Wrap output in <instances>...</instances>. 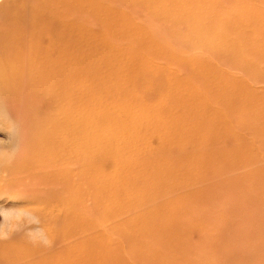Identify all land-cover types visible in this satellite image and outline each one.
<instances>
[{
  "label": "bare ground",
  "instance_id": "1",
  "mask_svg": "<svg viewBox=\"0 0 264 264\" xmlns=\"http://www.w3.org/2000/svg\"><path fill=\"white\" fill-rule=\"evenodd\" d=\"M253 1L0 0V109L31 151L0 164V192L25 214L0 264H177V251L206 264L230 243L226 227L249 232L240 218L264 232V179L236 172L257 141L264 154V96L247 83L255 71L225 78L217 58L248 51L264 65ZM134 3L160 25L134 21ZM215 225L218 238L200 230ZM224 252L222 264L247 258Z\"/></svg>",
  "mask_w": 264,
  "mask_h": 264
},
{
  "label": "rangeland",
  "instance_id": "2",
  "mask_svg": "<svg viewBox=\"0 0 264 264\" xmlns=\"http://www.w3.org/2000/svg\"><path fill=\"white\" fill-rule=\"evenodd\" d=\"M238 2V0H221V3L223 5V7H231L236 5ZM250 3H253V0H249ZM119 6V5H118ZM134 9L132 11L133 14V19L134 21L138 22V23H144L147 24L149 27H156V25H160V23H158L157 21H153L152 17L145 13V16L147 17L145 19V21L140 20L137 17H140L142 14V11L144 10V6L139 4V3H134L133 4ZM264 16V6L259 8ZM191 12V11H190ZM220 30V29H218ZM179 32V31H177ZM201 32L203 34L206 35L205 41H208V36H207V31H205L204 29H201ZM218 47L216 46V48H220L219 51H217V53H224L226 54V50L227 49V43L224 41L223 43L220 42L222 40H216ZM221 45V46H220ZM204 44L201 45L200 48L204 49ZM209 46H211V43L209 44ZM220 46V47H219ZM186 50V49H184ZM201 51V49H199V52ZM242 52V51H241ZM180 55L183 56L182 50L180 49ZM165 57H167V55H164ZM231 55H228V57H219L218 58V68L221 70L223 76L225 78L231 77V76H237V77H241V76H248L245 71H255L258 75V77H248L247 78V83L254 85L255 89H258L260 93H263L262 95L264 96V77H259V76H264V65L262 67H258V69H256L254 60L252 59V54L248 51H243L242 52V56H233L228 59ZM184 57V56H183ZM228 61V62H227ZM227 62V63H225ZM246 63V64H243ZM236 67V69L234 71H231V68ZM6 95L2 92H0V98L5 97ZM264 99V98H263ZM1 103V102H0ZM40 105H43L42 102L40 103ZM15 109H17L18 107L16 106H11ZM8 108V105H7ZM8 110H11V108H9ZM4 112L0 109V164L1 163H13L15 159L19 158V157H25V155H31V151L28 150L26 148V146L21 143H19V146H14L13 141L14 138L16 137L18 140L23 139V134L17 129L15 128L16 126H14L15 123V117H13L10 112ZM16 129L18 130V133L16 135ZM15 138V139H16ZM263 141H257L255 145H257V151L252 150L251 153H256V156L258 157L257 159L250 161L248 163H246L243 167L239 168L236 172L240 173L242 175V173L246 174V175H250L251 173H253V171H256L257 177L261 179H264V154L261 155V153L263 152V147L259 146L262 145ZM25 143V142H24ZM263 146V145H262ZM190 147L187 144L185 147V153L180 157L182 162H185L186 158H187V150H189ZM26 153V154H25ZM248 154V153H247ZM242 157V156H240ZM5 159V160H4ZM9 159V160H8ZM232 164H234V160L232 159ZM233 166V165H231ZM262 173V174H261ZM233 176V175H232ZM230 176V177H232ZM221 176L217 177V180H220ZM0 185H4L3 182L0 181ZM6 187H4L3 189H5ZM8 194L5 192H0V240L6 239L8 237V232L11 230H15L14 227H12L9 223L16 220V219H23L24 215L23 211H20L17 207H15V205H21L22 202L18 201L17 199H14V197L11 196H7ZM165 198H160V199H152V201H149L147 199H145V207H151L153 206L156 202L164 200ZM189 205V200L187 198L183 199V211L187 208V206ZM32 208H36L35 205H30ZM15 207V208H14ZM39 207L42 208L41 205H39ZM19 211V212H18ZM34 211H36V209H34ZM180 211V209H179ZM190 217H193L194 214L189 213ZM188 216L182 215L181 218L183 220H186ZM99 217H94V220L96 222H98L100 220L97 219ZM240 225L242 226H246L247 228L250 227V234L247 230H237V231H233V229L235 228L234 225H231L229 227H226L224 229V233H230L232 234V238L231 241L228 244L223 246L224 250H218L221 251V257L217 256L215 257L214 255L209 253V256L206 258V264H209V262L212 260L213 264H222L221 261L225 260L223 258V256H226V253L224 251H232V253H234L236 255L237 252L240 251H244L246 253V260L243 262L238 263L236 258L232 259L233 261L231 263H229V260L227 259V264H264V232H257L254 228H255V224L253 222V220L250 217H242L240 218ZM253 228V229H251ZM201 232L204 234H208L211 237H215L218 238L220 229L218 227V225L215 226H210V227H201ZM28 233H30L31 231H26ZM248 232V235L247 233ZM242 234V235H241ZM237 235V236H236ZM254 235V236H253ZM6 237V238H5ZM148 239L150 241H153L155 239V237L153 236H147ZM248 237V238H247ZM252 238V239H251ZM167 240V238H165V241ZM245 242V243H244ZM221 245V244H220ZM233 245V246H232ZM152 247L149 248L150 251L154 252L157 247L156 245H151ZM249 251V252H248ZM182 253L183 250H182ZM181 253V254H182ZM178 251L177 252H167V256L174 259V260H178L179 263L177 264H188L186 263L184 260H179L178 259ZM263 255V256H262ZM187 258H189V261L191 259H195L196 258V254L195 253H189L187 255ZM217 258V259H216ZM198 261V259H197ZM130 264H143L140 261H130ZM145 264H149V262L145 259Z\"/></svg>",
  "mask_w": 264,
  "mask_h": 264
}]
</instances>
